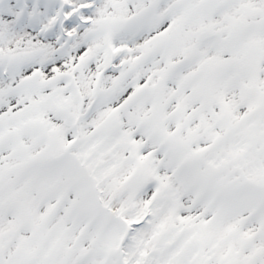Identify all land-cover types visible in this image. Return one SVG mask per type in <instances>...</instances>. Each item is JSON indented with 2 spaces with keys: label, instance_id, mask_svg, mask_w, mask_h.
Instances as JSON below:
<instances>
[{
  "label": "snow or ice",
  "instance_id": "obj_1",
  "mask_svg": "<svg viewBox=\"0 0 264 264\" xmlns=\"http://www.w3.org/2000/svg\"><path fill=\"white\" fill-rule=\"evenodd\" d=\"M0 264H264V0H0Z\"/></svg>",
  "mask_w": 264,
  "mask_h": 264
}]
</instances>
